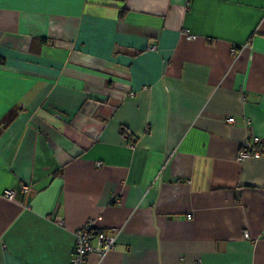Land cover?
Returning <instances> with one entry per match:
<instances>
[{"label": "crops", "instance_id": "obj_1", "mask_svg": "<svg viewBox=\"0 0 264 264\" xmlns=\"http://www.w3.org/2000/svg\"><path fill=\"white\" fill-rule=\"evenodd\" d=\"M91 218V264H264V0H0V264Z\"/></svg>", "mask_w": 264, "mask_h": 264}, {"label": "built area", "instance_id": "obj_2", "mask_svg": "<svg viewBox=\"0 0 264 264\" xmlns=\"http://www.w3.org/2000/svg\"><path fill=\"white\" fill-rule=\"evenodd\" d=\"M151 47L152 49H156L157 45ZM232 51L236 52L237 49L233 47ZM234 120L235 118L233 116L228 118L230 122ZM260 141V136H254L253 139L246 140L240 150L239 159L244 160L251 157L262 156V150L257 147ZM102 164L103 162L100 161L99 165ZM28 188V186H24L25 190ZM6 194L9 197H13V189H8ZM99 218H101V216H99L98 219ZM119 234L120 228L115 227L110 230L101 229L97 224V219L91 218L84 226L76 230V245L71 257V264H91L90 258L94 253L98 252L103 254L116 246ZM245 235L249 237L248 232H246ZM95 239L98 240V244L94 243Z\"/></svg>", "mask_w": 264, "mask_h": 264}, {"label": "trees", "instance_id": "obj_3", "mask_svg": "<svg viewBox=\"0 0 264 264\" xmlns=\"http://www.w3.org/2000/svg\"><path fill=\"white\" fill-rule=\"evenodd\" d=\"M121 132L128 137H131V138L133 137L129 129L126 126L121 127Z\"/></svg>", "mask_w": 264, "mask_h": 264}]
</instances>
